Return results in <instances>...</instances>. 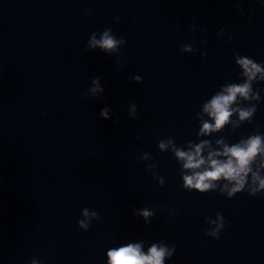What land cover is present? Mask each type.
Here are the masks:
<instances>
[{
    "label": "water",
    "instance_id": "water-1",
    "mask_svg": "<svg viewBox=\"0 0 264 264\" xmlns=\"http://www.w3.org/2000/svg\"><path fill=\"white\" fill-rule=\"evenodd\" d=\"M105 31L123 42L92 47ZM244 58L262 69L249 99L202 133L205 104L248 81ZM255 135L240 192L185 185ZM204 141L205 164L185 168L176 151ZM253 172L264 178V0H0V264H108L127 244L164 247L163 264H264Z\"/></svg>",
    "mask_w": 264,
    "mask_h": 264
},
{
    "label": "clouds",
    "instance_id": "clouds-1",
    "mask_svg": "<svg viewBox=\"0 0 264 264\" xmlns=\"http://www.w3.org/2000/svg\"><path fill=\"white\" fill-rule=\"evenodd\" d=\"M118 19V18H117ZM123 42L117 41L113 36L108 34V31L103 33L100 40H96L93 36L91 46L99 45L104 49H114L117 44ZM239 64L244 69V74L247 75L248 81L243 84H231L224 91L214 96L211 101L204 106V110L213 117L214 123L204 122L201 132L208 133L220 129L230 118L235 109L231 105L236 101L237 97L249 99L251 92L250 81L255 78L256 73L262 69L252 60L244 58L239 59ZM136 79H140L136 77ZM95 83V82H94ZM97 89H93L95 92ZM240 117L246 118L251 115V110L241 109ZM101 116L107 117V111L102 110ZM207 141L195 145L194 151H176V155L185 161L184 167L187 169H198L205 164V159L201 156V151ZM219 143V141H218ZM163 148L164 145L161 144ZM261 137L255 135L249 138L244 146L235 144L232 147L227 145L224 147L223 153H209V167L202 172L194 171L192 175L184 176L185 185L189 188H195L204 192L205 190L215 187L212 181H217L221 178L233 182L232 187L228 190V195L231 197L234 193L240 192L246 183L248 173L251 171L250 162L261 151ZM214 155H225L227 160L220 161L212 158ZM253 182L259 181L256 188H253L252 194H255L259 189H264V178H260L257 173H252ZM228 188V185L224 186ZM142 214L145 217L151 213L145 209ZM87 215V211H85ZM82 227H87L83 221L80 222ZM168 254L164 247H157L153 244L145 253L141 250L140 244H127L119 248H113L108 252V264H163V258ZM35 264V262H33Z\"/></svg>",
    "mask_w": 264,
    "mask_h": 264
}]
</instances>
